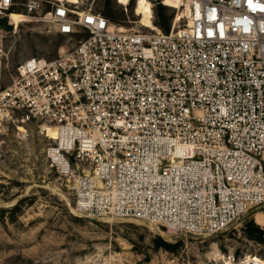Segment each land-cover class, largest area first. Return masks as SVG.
Returning <instances> with one entry per match:
<instances>
[{
  "label": "built area",
  "instance_id": "2783aa9c",
  "mask_svg": "<svg viewBox=\"0 0 264 264\" xmlns=\"http://www.w3.org/2000/svg\"><path fill=\"white\" fill-rule=\"evenodd\" d=\"M49 3L24 0V11L80 37L55 58L24 59L8 84L0 73V127L57 128L47 159L78 211L211 236L264 206V0H180L165 34ZM14 5L0 0V14Z\"/></svg>",
  "mask_w": 264,
  "mask_h": 264
},
{
  "label": "rangeland",
  "instance_id": "374dc122",
  "mask_svg": "<svg viewBox=\"0 0 264 264\" xmlns=\"http://www.w3.org/2000/svg\"><path fill=\"white\" fill-rule=\"evenodd\" d=\"M49 1L44 0V11L54 6ZM61 1L100 11L124 29L157 30L142 22L136 12L139 0ZM143 1L150 5L158 30L168 32L177 12L173 1ZM23 3L15 0L13 15L0 14L3 84L13 80L24 59L55 58L80 37L58 34L50 22L27 15ZM42 125L0 127V264H210L226 252L264 256V235L249 232L251 223L264 231L256 221L264 206L211 236L171 235L134 218L81 213L65 177L47 159L56 140Z\"/></svg>",
  "mask_w": 264,
  "mask_h": 264
},
{
  "label": "bare ground",
  "instance_id": "6f19581e",
  "mask_svg": "<svg viewBox=\"0 0 264 264\" xmlns=\"http://www.w3.org/2000/svg\"><path fill=\"white\" fill-rule=\"evenodd\" d=\"M172 1H173V5L177 8V12H176V15L174 17L170 32H172L176 28L178 18L180 17L179 16V13H180V11H179L180 0H172ZM136 12L141 15L142 22L145 24V26L151 27L152 29H157L156 31L151 30V33H155L156 34L158 32L160 34H165V32H163L161 30H158V27L155 26V24L152 22L153 11H152V9H151V7H150V5L148 3L144 2L143 0H139L137 2V4H136ZM9 14L13 15L14 12L11 11ZM41 127L44 128L46 131L51 132V135H52L53 139H57L59 137V132H58V130H57V128L55 126H52L50 124H43ZM107 218H112V216H107ZM134 219H136V218H134ZM136 220L143 222V220H140V219H136ZM256 221L258 223L264 225V212L263 211H259L256 214ZM144 223H145V221H144ZM150 224L153 225V226H156V225H154L152 223H150ZM157 228H159V227H157ZM217 252H218V249H216V253ZM222 255L220 256V258L222 257Z\"/></svg>",
  "mask_w": 264,
  "mask_h": 264
},
{
  "label": "trees",
  "instance_id": "16d2710c",
  "mask_svg": "<svg viewBox=\"0 0 264 264\" xmlns=\"http://www.w3.org/2000/svg\"><path fill=\"white\" fill-rule=\"evenodd\" d=\"M161 7L165 8L163 5ZM249 232L251 234H257L258 236H260V238L264 235V231L260 229V227L255 223H251V225L249 226Z\"/></svg>",
  "mask_w": 264,
  "mask_h": 264
}]
</instances>
